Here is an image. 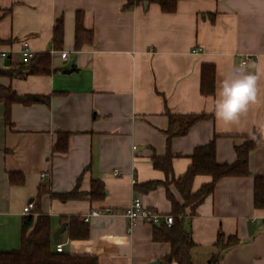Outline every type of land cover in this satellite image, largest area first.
Listing matches in <instances>:
<instances>
[{
  "label": "crops",
  "instance_id": "0c3cea01",
  "mask_svg": "<svg viewBox=\"0 0 264 264\" xmlns=\"http://www.w3.org/2000/svg\"><path fill=\"white\" fill-rule=\"evenodd\" d=\"M79 11L94 37L77 50ZM60 18L64 42L57 49L53 34ZM24 40L37 54L50 53L51 72L0 74V87L50 96V102H14L7 121L0 101V252L21 247L23 220L37 216L35 205L28 213L24 208L40 201L52 233L67 222L61 240L53 239L63 244L61 252L96 255L98 264L166 260L171 243L154 239L160 224L138 220L131 227L126 208L139 197L145 207L171 214L168 192L184 202L175 180L186 173L197 147L215 140L217 161L230 164L237 160L236 147L257 133L250 173L219 179L194 211L186 209L185 228L195 243L193 264L211 262L220 231L240 239L220 264H264V209L254 205L255 178L264 176V0H178L174 11L157 0H0V51L9 52L0 55V71L23 65L18 51ZM242 62L259 77L257 102L238 123L225 124L212 111L217 85ZM205 64L215 67L213 95L201 91ZM69 68L74 70L65 73ZM170 114L206 117L172 138L167 175L153 158L168 152ZM62 133H68L65 150L56 147ZM81 176L80 191L88 193L100 180L104 198L52 196L73 190ZM155 180L165 184L142 188ZM211 180L198 175L193 190ZM93 210L100 214L85 221ZM72 216L89 224L88 238H69Z\"/></svg>",
  "mask_w": 264,
  "mask_h": 264
},
{
  "label": "trees",
  "instance_id": "16d2710c",
  "mask_svg": "<svg viewBox=\"0 0 264 264\" xmlns=\"http://www.w3.org/2000/svg\"><path fill=\"white\" fill-rule=\"evenodd\" d=\"M143 0H131L141 2ZM167 11H174L178 0H157ZM93 32L84 27L83 12L79 11L76 18L75 48L81 49L85 44L93 41ZM64 42V26L60 18L54 28L53 44L57 49H61ZM27 70V74H49L51 72L50 53L37 54L30 62L23 63L19 68L10 71H0V74L14 76L22 74ZM201 91L205 95L215 93V67L211 64H205L202 68ZM0 101L6 106L5 119L10 118V107L14 102L23 104L49 103L50 96L46 95H19L10 87H0ZM206 117L205 114L177 116L170 114L171 125L168 129V152L163 157H154V166L160 168L169 175L172 172L173 155L170 151V143L174 136L185 134L188 129L198 120ZM176 122L179 124L176 126ZM68 133H62L61 141L56 145L57 148L66 149ZM258 142L257 133L252 134L242 145L236 147L237 160L234 163H219L216 159L215 140L206 145L199 146L192 154V162L184 175L175 180V184L181 193L184 202L181 204L174 199L168 192L172 200L171 214L174 216V222L169 227L166 224L155 225L154 239L167 241L171 243V252L166 260L178 261L179 264H193L192 250L195 243L192 234L185 228L186 209L191 207L194 211L203 200L214 192L216 183L225 176H245L250 173L249 155L256 147ZM62 143L63 146H62ZM198 175H209L212 180L203 184L198 190H193L194 180ZM82 176L78 178L75 188L68 192L52 193L63 201L81 198L89 194L92 199H102L105 196V185L100 180H93L91 189L88 193L80 191ZM165 184L162 181H150L143 184L145 191L157 188ZM44 191H40V196ZM35 205V214L26 217L23 220L22 243L19 249L10 252H0V264H98V257L90 254H70L58 252L55 249L57 242L53 243V233L51 229L50 216L43 213L40 207V201L33 203ZM254 205L256 208L264 209V176L255 178ZM67 231L70 239H86L90 234V226L87 222L77 216L68 218ZM240 239L236 235L226 236L220 231L215 246L217 252L213 255L209 264H220L223 254L237 245Z\"/></svg>",
  "mask_w": 264,
  "mask_h": 264
},
{
  "label": "clouds",
  "instance_id": "9594fccd",
  "mask_svg": "<svg viewBox=\"0 0 264 264\" xmlns=\"http://www.w3.org/2000/svg\"><path fill=\"white\" fill-rule=\"evenodd\" d=\"M258 76L246 72L242 62L231 75L221 79L217 85L212 111L225 124H236L249 106L257 102Z\"/></svg>",
  "mask_w": 264,
  "mask_h": 264
},
{
  "label": "built area",
  "instance_id": "2783aa9c",
  "mask_svg": "<svg viewBox=\"0 0 264 264\" xmlns=\"http://www.w3.org/2000/svg\"><path fill=\"white\" fill-rule=\"evenodd\" d=\"M21 55L22 62L28 63L30 62L35 56L36 51L31 47L30 42L28 40H24L22 42L21 48L18 51ZM195 52H198V50H195ZM0 55L4 58H7L9 56V52L5 50L0 51ZM62 57L67 58V52H62ZM117 174L120 172L118 170L115 171ZM33 208V203L28 204L24 208V212L28 213ZM100 212L93 210L90 214H88L85 217V221L90 220V216H96L99 215ZM125 215L129 218L131 227L137 223L138 220H144L153 224H166L167 226H171L174 222V216L172 214H166L159 211L151 210L147 207H145L139 197H136L132 204L126 208ZM55 249L58 252H61L63 250V244L57 243L55 246ZM155 264H179L178 261H167V260H159Z\"/></svg>",
  "mask_w": 264,
  "mask_h": 264
},
{
  "label": "water",
  "instance_id": "95a60500",
  "mask_svg": "<svg viewBox=\"0 0 264 264\" xmlns=\"http://www.w3.org/2000/svg\"><path fill=\"white\" fill-rule=\"evenodd\" d=\"M145 4H148V2L146 1L145 2ZM10 64V61L8 60V61H6V65H9ZM74 69L73 68H69V69H64V72L65 73H70V72H72ZM66 226H67V222H64V223H62V225L53 233V239L55 240V241H57V240H61V238H62V233H63V231L65 230V228H66Z\"/></svg>",
  "mask_w": 264,
  "mask_h": 264
},
{
  "label": "rangeland",
  "instance_id": "374dc122",
  "mask_svg": "<svg viewBox=\"0 0 264 264\" xmlns=\"http://www.w3.org/2000/svg\"><path fill=\"white\" fill-rule=\"evenodd\" d=\"M20 59L22 60L21 55H20Z\"/></svg>",
  "mask_w": 264,
  "mask_h": 264
}]
</instances>
